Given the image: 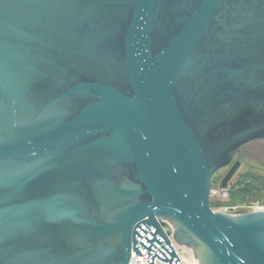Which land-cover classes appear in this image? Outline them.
I'll list each match as a JSON object with an SVG mask.
<instances>
[{"label": "water", "instance_id": "obj_1", "mask_svg": "<svg viewBox=\"0 0 264 264\" xmlns=\"http://www.w3.org/2000/svg\"><path fill=\"white\" fill-rule=\"evenodd\" d=\"M256 141L264 0H0V264H264L210 206Z\"/></svg>", "mask_w": 264, "mask_h": 264}, {"label": "built area", "instance_id": "obj_2", "mask_svg": "<svg viewBox=\"0 0 264 264\" xmlns=\"http://www.w3.org/2000/svg\"><path fill=\"white\" fill-rule=\"evenodd\" d=\"M229 196H230V192L228 188L223 189L220 183L216 184L215 186H213L212 184V188H211V198L212 199L221 201V200L228 199ZM227 209L228 208L218 207L214 209V211L225 213L227 212ZM233 209H234L232 213L233 215L253 213V212L254 213L264 212V203L251 205L248 207L237 206ZM167 224L170 227V229L173 230V227L171 226V224L169 223ZM170 240L181 262L183 264H187L182 254V248L173 240L172 236H170ZM162 246H166L164 242ZM162 246L156 244V246L151 251L142 250V255H137L135 253H132L130 264H181L180 262H177L176 259H174L172 263L165 262L163 260L164 256L161 254V252H163L167 258H170V255L162 249ZM156 255H158L159 257H157Z\"/></svg>", "mask_w": 264, "mask_h": 264}, {"label": "flooded vegetation", "instance_id": "obj_3", "mask_svg": "<svg viewBox=\"0 0 264 264\" xmlns=\"http://www.w3.org/2000/svg\"><path fill=\"white\" fill-rule=\"evenodd\" d=\"M237 161H241V164L235 175L242 169L244 171L236 183L241 182V180L245 179L246 177L247 178L253 177L256 178L257 180L264 182V173H259V172L256 173L255 171V169H257L264 172V141H256L243 146L240 150V153H237L235 155L232 164L228 168L218 172V175H221V177L219 176L220 182L226 176L231 166ZM235 175L233 177H235ZM262 198L264 202V192L262 193Z\"/></svg>", "mask_w": 264, "mask_h": 264}, {"label": "rangeland", "instance_id": "obj_4", "mask_svg": "<svg viewBox=\"0 0 264 264\" xmlns=\"http://www.w3.org/2000/svg\"><path fill=\"white\" fill-rule=\"evenodd\" d=\"M243 169L240 170L236 175L235 177H233V179H231V181L229 182L228 184V187L235 184L237 182V180L239 179V177L243 174ZM256 173L259 172V173H264L260 170H257L255 169ZM255 174V173H254ZM219 176L221 177V175H218L217 173V178L219 179ZM264 185L261 186V188H263ZM213 199L211 198L210 201H212ZM262 203V196L261 194L259 193V191H253L252 193L250 194H247L246 196L242 197V198H237V197H233V198H228V199H225V200H221L220 201V208H235L237 206H242V207H248V206H251V205H256V204H260ZM183 249L185 250L183 256H184V259L186 261H188L191 256H190V251L186 248V247H183Z\"/></svg>", "mask_w": 264, "mask_h": 264}, {"label": "trees", "instance_id": "obj_5", "mask_svg": "<svg viewBox=\"0 0 264 264\" xmlns=\"http://www.w3.org/2000/svg\"><path fill=\"white\" fill-rule=\"evenodd\" d=\"M218 183H220V178L218 179L217 177H215L213 179V186H215ZM262 185H264V182L257 180L256 178H253V177L251 178L246 177L245 179L241 180V182L233 184L228 188L230 192L229 197L230 198H233V197L242 198L246 196L247 194H250L256 190L259 191V193L262 196V193L264 192V187L261 188ZM262 203H264L263 200H262ZM219 204H220L219 200L213 199L212 201H210V206L213 210L218 208L220 206Z\"/></svg>", "mask_w": 264, "mask_h": 264}, {"label": "bare ground", "instance_id": "obj_6", "mask_svg": "<svg viewBox=\"0 0 264 264\" xmlns=\"http://www.w3.org/2000/svg\"><path fill=\"white\" fill-rule=\"evenodd\" d=\"M180 246V245H179ZM182 248V254H184L185 250L183 249V246H180ZM191 258L186 261L187 264H198V261L196 260L194 254L190 251Z\"/></svg>", "mask_w": 264, "mask_h": 264}]
</instances>
